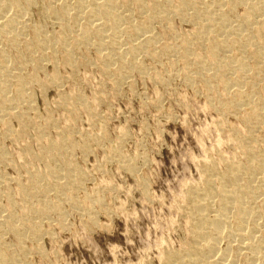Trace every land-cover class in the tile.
Masks as SVG:
<instances>
[{
    "label": "bare ground",
    "instance_id": "6f19581e",
    "mask_svg": "<svg viewBox=\"0 0 264 264\" xmlns=\"http://www.w3.org/2000/svg\"><path fill=\"white\" fill-rule=\"evenodd\" d=\"M44 3L43 0L42 5L38 0H0V135L21 138L30 126H37L36 137L42 146L33 158L47 169L33 170L28 183H17L19 200L0 169V199L3 195L7 197L5 204L0 201V264H21L28 261L32 250L41 252L39 244L32 249L25 242L29 238L36 241L41 238V222L45 218L47 221L57 215L59 226L67 225L64 202L81 211L87 222H95V210L103 209L96 191L82 200L75 197L85 176L72 158L78 146L99 143L100 135L78 139L81 144L73 138L76 132L73 127L60 129L56 120L48 117L44 126L37 125L39 116L30 90L39 81L38 73L47 61L56 68L62 62L72 69L93 62L84 54L78 56L79 50H87L89 46L98 51L95 64L102 72L110 73L114 81L111 83L117 88L136 71L144 77L150 75L151 71L140 60L141 54L153 60L167 58L173 70L171 76L179 75L191 86L202 84L209 107L223 116L238 115L246 128L241 133L230 125L234 135L230 143L238 151L235 153L238 158L221 156L223 168L209 153L202 159L203 178L197 187L185 190V204L179 206L187 217V237L177 249L163 248L161 264H238L239 260L244 264H264V85L260 77L264 74V0H47ZM33 4L42 6L41 17L59 23L58 34L51 32L42 20L30 22ZM176 18L192 24L188 36L175 33ZM156 24L164 27L163 35L174 39L164 40L163 35L155 32ZM58 51L62 52V61ZM29 65L34 72L26 73ZM51 75L54 76L41 82V87L46 83L59 85L60 74L56 71ZM74 93H61L59 101L70 113L94 111L80 93ZM13 119L20 123L17 130L10 125ZM220 120L219 124L225 125L226 119ZM50 131L57 133L58 138L50 137ZM220 141L219 144L223 142ZM4 148L0 142V165H14ZM85 150L89 147L85 146ZM118 150L114 157L127 161ZM123 165L135 170L132 161ZM16 208H21L22 213ZM6 234L15 238L14 245ZM223 241L226 246L222 245Z\"/></svg>",
    "mask_w": 264,
    "mask_h": 264
},
{
    "label": "rangeland",
    "instance_id": "374dc122",
    "mask_svg": "<svg viewBox=\"0 0 264 264\" xmlns=\"http://www.w3.org/2000/svg\"><path fill=\"white\" fill-rule=\"evenodd\" d=\"M40 2L42 5V0H38ZM43 3L47 4V0ZM41 5H31L28 17L32 21H29L38 23L42 20L51 32L58 34L61 26L52 23L49 17L40 16ZM173 24L178 35L188 36L193 29L190 22L179 18ZM154 29L163 35L162 25L156 24ZM163 36L164 40L174 39L171 35ZM93 47L81 49L78 53L79 57L84 54L93 61L87 66L78 65L72 69L60 62L56 68L51 62H45L44 70L38 73L39 81L30 90L39 116L37 125L44 126L48 117L56 120L60 129L73 127L77 132L74 131L77 135L74 134L73 138L79 143L89 135H100L99 143L78 146L72 158L85 176L82 187L75 191V197L82 200L89 193L95 195L98 192L96 195L101 197L103 209L100 212L95 210L96 221L92 223L84 219L81 211L64 202V209L68 211L64 216L67 225L60 227L57 215L47 221L43 219L41 238L38 241L29 238L25 242L32 249L39 244L41 252L32 250L28 261L21 264H161L163 248L177 249L187 237V217L179 206L185 204V190L197 187L203 178L202 159L211 155L210 158L220 164L221 156L238 158L230 137L232 128L245 133V125L234 113L223 116L211 109L202 84L191 86L183 77L171 76L173 70L168 66L167 58L153 60L141 54L140 60L148 67L149 73L151 71L150 75L144 77L136 71L131 79H126L117 88L111 83L110 73L102 72L95 64L98 51ZM60 52L58 58L62 61ZM10 53L16 56L13 51ZM56 71L61 78L59 85L46 83L44 88L41 87V82L53 77L51 74ZM28 72H34L30 65ZM260 77L264 85V74ZM74 92L80 93L86 103L93 106L95 115L82 110L70 113L60 103L61 93ZM219 117L223 122L226 119L223 125L226 129L219 124ZM10 125L12 129L20 128L18 119L11 120ZM36 127L30 126L28 133L21 138L0 135V142L14 164L1 163L0 169L10 181L18 200L17 183H28L33 170H47L44 163L33 158L40 153L42 146L37 141ZM49 136L58 138L52 131ZM219 140L225 143L219 144ZM85 146L89 147L88 151ZM117 150L128 162L134 163V171L127 163V167L123 165L127 161L114 157ZM220 165L223 168L224 163ZM0 201L5 204L6 195ZM16 211L22 213L21 208ZM6 237L11 244L16 243L11 234ZM222 245L226 246V242L223 241ZM238 264L244 262L239 260Z\"/></svg>",
    "mask_w": 264,
    "mask_h": 264
}]
</instances>
